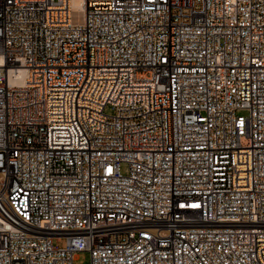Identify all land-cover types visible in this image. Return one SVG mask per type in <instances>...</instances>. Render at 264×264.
<instances>
[{"label":"built area","instance_id":"1","mask_svg":"<svg viewBox=\"0 0 264 264\" xmlns=\"http://www.w3.org/2000/svg\"><path fill=\"white\" fill-rule=\"evenodd\" d=\"M80 253L264 264V0H0V264Z\"/></svg>","mask_w":264,"mask_h":264},{"label":"rangeland","instance_id":"2","mask_svg":"<svg viewBox=\"0 0 264 264\" xmlns=\"http://www.w3.org/2000/svg\"><path fill=\"white\" fill-rule=\"evenodd\" d=\"M105 113L107 115H113L114 114V110L110 107L105 109ZM239 115L242 116H248V113L245 111L239 112ZM121 171L123 174L127 175L128 174V167L127 165L123 164L121 165ZM54 244L57 246H59L60 248H65L66 247V240L63 239L60 242H58L56 239L54 240ZM90 263V255L88 253H80L78 254L75 264H89Z\"/></svg>","mask_w":264,"mask_h":264},{"label":"bare ground","instance_id":"3","mask_svg":"<svg viewBox=\"0 0 264 264\" xmlns=\"http://www.w3.org/2000/svg\"><path fill=\"white\" fill-rule=\"evenodd\" d=\"M78 5H79V3L75 1L74 6L77 7Z\"/></svg>","mask_w":264,"mask_h":264}]
</instances>
